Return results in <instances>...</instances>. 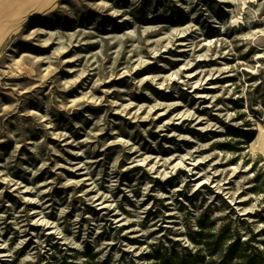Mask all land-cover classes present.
Returning <instances> with one entry per match:
<instances>
[{"label": "rangeland", "instance_id": "374dc122", "mask_svg": "<svg viewBox=\"0 0 264 264\" xmlns=\"http://www.w3.org/2000/svg\"><path fill=\"white\" fill-rule=\"evenodd\" d=\"M40 1L0 42V264L264 227V0Z\"/></svg>", "mask_w": 264, "mask_h": 264}, {"label": "trees", "instance_id": "16d2710c", "mask_svg": "<svg viewBox=\"0 0 264 264\" xmlns=\"http://www.w3.org/2000/svg\"><path fill=\"white\" fill-rule=\"evenodd\" d=\"M232 134L237 138L246 135L242 132ZM256 192L264 191L257 189ZM233 213L231 210L227 216L217 219L200 217L196 222L198 229L188 235L194 245L192 249L185 247L179 252L154 249L149 260H154L153 264H264V227L256 230L245 218ZM258 215L264 224V213ZM224 220L229 222L218 227L217 222Z\"/></svg>", "mask_w": 264, "mask_h": 264}, {"label": "bare ground", "instance_id": "6f19581e", "mask_svg": "<svg viewBox=\"0 0 264 264\" xmlns=\"http://www.w3.org/2000/svg\"><path fill=\"white\" fill-rule=\"evenodd\" d=\"M40 3V0H0V42L8 29L10 19L14 21L19 15L39 6Z\"/></svg>", "mask_w": 264, "mask_h": 264}]
</instances>
